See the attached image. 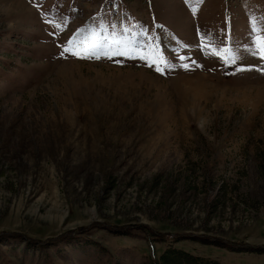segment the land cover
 Masks as SVG:
<instances>
[{
    "label": "rangeland",
    "instance_id": "1",
    "mask_svg": "<svg viewBox=\"0 0 264 264\" xmlns=\"http://www.w3.org/2000/svg\"><path fill=\"white\" fill-rule=\"evenodd\" d=\"M250 17L264 27V0H0V264H154L166 247L264 264L203 243L264 247ZM69 39L171 67L78 59Z\"/></svg>",
    "mask_w": 264,
    "mask_h": 264
},
{
    "label": "snow or ice",
    "instance_id": "2",
    "mask_svg": "<svg viewBox=\"0 0 264 264\" xmlns=\"http://www.w3.org/2000/svg\"><path fill=\"white\" fill-rule=\"evenodd\" d=\"M186 3L189 2V0H185ZM48 23H53L52 21H46ZM103 23L102 21L100 22ZM250 24H252V40L251 44L248 45L247 48L241 49L242 51L249 52L251 55L258 56L262 62H264V27L258 28L256 26L255 21L253 18L250 17ZM55 28H59V24H54ZM81 31L80 29L77 30V32ZM81 41H73V39H69L66 43V45L63 47V52H70L71 55L78 59H100L101 57L109 58L111 59L112 56H129L130 58H135V56L139 55L140 49H132L128 48L125 49L121 47L119 50L114 49H105L103 51L100 50L99 46H97L95 43H92L90 45L83 44ZM205 48H207L209 51L205 52V55H214L219 57V59L225 63V64H237L240 53L238 51L233 50L232 48L228 47H221L218 51L216 50L215 46L212 45L211 40H208L207 44L203 45L201 50L204 51ZM63 52L61 55H63ZM135 54V55H134ZM139 58L142 60H146L149 62V66H155L156 71L163 74L164 68H170L171 65L168 63L167 60L163 59L162 57H150V56H143L139 55ZM181 60H184L185 57H180ZM192 63H195V61H192ZM160 65H163L162 68ZM183 67L187 69L188 65L183 64ZM253 66L248 67H238L237 71H246L251 70ZM256 71L261 72L264 74V67H257L255 69Z\"/></svg>",
    "mask_w": 264,
    "mask_h": 264
},
{
    "label": "trees",
    "instance_id": "3",
    "mask_svg": "<svg viewBox=\"0 0 264 264\" xmlns=\"http://www.w3.org/2000/svg\"><path fill=\"white\" fill-rule=\"evenodd\" d=\"M158 237H167L172 240V242L181 241V238L173 235H159ZM203 243L214 245L220 248H227L232 252H243L251 251L254 253H264V247L253 248L244 245L232 244L228 242H222L219 240H203ZM154 264H231V263H221L217 260H212L209 257L198 256L191 254L189 252L183 251L181 249L166 247L155 259Z\"/></svg>",
    "mask_w": 264,
    "mask_h": 264
}]
</instances>
